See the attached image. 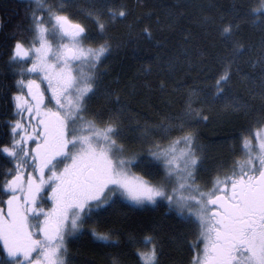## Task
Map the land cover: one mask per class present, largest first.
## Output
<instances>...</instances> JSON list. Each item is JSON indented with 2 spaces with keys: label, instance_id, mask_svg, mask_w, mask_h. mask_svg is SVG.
<instances>
[{
  "label": "snow or ice",
  "instance_id": "obj_1",
  "mask_svg": "<svg viewBox=\"0 0 264 264\" xmlns=\"http://www.w3.org/2000/svg\"><path fill=\"white\" fill-rule=\"evenodd\" d=\"M25 2L26 27L18 26L0 44L7 57L0 73V110L10 116L0 131V264H73L69 243L119 246L113 214L164 205L178 226H195L186 241L188 264H264V0H234L223 10L209 5L216 9L210 15L201 8L193 22L217 34L219 50L210 54L217 67L213 71L206 49L199 50L205 66L197 79L203 84L188 88L179 111L160 113L156 123L143 128L126 127L128 103L102 89L106 61L121 46L113 44L109 31L128 21L127 5L120 0ZM180 7L165 10L171 32L181 31L187 18ZM152 16L149 12L135 23ZM155 23H161L159 16ZM245 28L259 34L258 76L241 74V61L254 47L245 43ZM181 34L185 45L191 43V29ZM139 35L154 39L147 26ZM180 56L187 59L186 48L164 59L169 70ZM234 77L251 100L259 98L258 109L235 91ZM165 89L161 82L158 90ZM101 97L102 107L93 108ZM218 106L248 123L236 137L239 157L230 170L218 168L201 185L207 148L202 129L212 123L210 114ZM136 132L146 145L139 152L128 142ZM148 233L137 239L129 232V243L137 248L138 264H160L158 230L154 226ZM111 264L122 262L117 256Z\"/></svg>",
  "mask_w": 264,
  "mask_h": 264
},
{
  "label": "trees",
  "instance_id": "obj_2",
  "mask_svg": "<svg viewBox=\"0 0 264 264\" xmlns=\"http://www.w3.org/2000/svg\"><path fill=\"white\" fill-rule=\"evenodd\" d=\"M120 2L127 5L132 15L127 22L117 23L109 31L113 44L119 43L121 46L106 61L107 74L103 76L102 89L119 94L121 99L128 103L129 112L124 118L126 127L130 123L133 128L137 125L143 128L145 125L151 126L156 123L160 113L179 111L182 107V97L188 88L203 84L202 79H197L198 74L203 76L201 69L205 66L201 63L203 58L199 56V50L206 49L208 58L206 63L215 71L217 65L211 62L210 54L219 50L217 34L210 28L194 23L193 20L201 15V8L203 14L210 15L216 9L209 8V5L215 4L223 10L229 8L234 0H120ZM236 2L243 3L246 0ZM173 4L181 5L179 10L187 15V18L181 21L182 29L178 32H171L165 27L167 23L164 19L165 10ZM26 8L25 0H0V25L6 26L0 29V44L3 43L4 36L16 31L18 26L21 31L26 27ZM149 12L153 13L151 20L144 19L143 23H135L138 17H144ZM157 16L161 21L159 25L155 23ZM129 24L133 25L131 29L128 27ZM146 26L150 27L153 40H146L139 35ZM185 29H191L193 34V40L187 45L184 44L181 34ZM243 35L245 43L254 47L241 61L243 69L241 74L252 73L258 76L259 34L251 28H245ZM158 41L163 44L158 45ZM185 48L188 52L187 59L180 56L175 67L169 70L164 59L179 55ZM4 52L5 49L0 47V73L4 71L2 65L7 59ZM253 64L256 66L252 67ZM147 68H151V72L145 74L144 69ZM2 79L0 75V80ZM237 80L238 78L234 77L235 91L255 104L258 109L259 98L251 100L249 93ZM161 82L166 84L164 92L158 90ZM5 83L12 81L8 80ZM177 87L179 90L173 91ZM169 101L171 105L166 107ZM2 103L3 99L0 98V104ZM102 105L101 97L92 107L101 108ZM221 107L218 106L217 110L210 114L212 123L209 127L202 129L204 134L201 142L207 146L202 171L199 173V180L202 183L210 181L220 167L225 171L230 170L233 159L239 157L236 137L248 123V118L243 115H227L219 110ZM7 119H10V116L0 110V131L3 129V121ZM138 137L139 132L129 135V147L134 152L142 151L146 147ZM136 171L142 174L139 170ZM123 212L126 215L117 213L110 217L113 221L112 226L121 232L119 246L98 248L94 245L82 247L77 243H69L73 264H111L112 258L117 256L122 264H138V257L135 255L137 248L129 243L128 233L134 232L137 239H142L144 235L149 234L148 229L154 226L158 230L162 245L160 264H188L191 254L186 241L192 240V233L196 231L195 226L191 228L178 226L172 214L168 213L166 205L149 212L127 209Z\"/></svg>",
  "mask_w": 264,
  "mask_h": 264
},
{
  "label": "rangeland",
  "instance_id": "obj_3",
  "mask_svg": "<svg viewBox=\"0 0 264 264\" xmlns=\"http://www.w3.org/2000/svg\"><path fill=\"white\" fill-rule=\"evenodd\" d=\"M138 174H139V173H138ZM198 182L201 183V185L205 184V183L200 182V180H198Z\"/></svg>",
  "mask_w": 264,
  "mask_h": 264
}]
</instances>
